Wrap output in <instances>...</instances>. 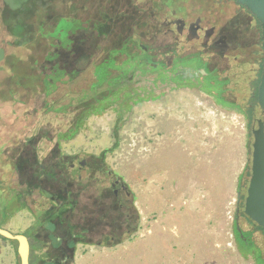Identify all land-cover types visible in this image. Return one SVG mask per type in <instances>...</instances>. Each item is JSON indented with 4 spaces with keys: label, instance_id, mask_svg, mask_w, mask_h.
<instances>
[{
    "label": "rangeland",
    "instance_id": "rangeland-1",
    "mask_svg": "<svg viewBox=\"0 0 264 264\" xmlns=\"http://www.w3.org/2000/svg\"><path fill=\"white\" fill-rule=\"evenodd\" d=\"M121 1L0 0V116L7 131L20 130L23 135L27 126L23 120L16 119L13 113L15 106L10 103V92L14 86L9 79L7 65L15 60L13 55L16 52L25 58L23 62L32 55H42L38 72L44 67L51 69L58 62L59 67L69 74L78 73L74 81L58 91L60 104L77 103V96L89 86V78H93L92 62L100 63L107 57L104 48L110 46L113 38H117L121 49L126 43L124 37L132 39L128 47L124 46L126 52L118 56L119 60L126 59L125 54H134L141 43L150 49L155 60L165 63V55L176 50V42L163 34L167 29L165 18L170 14L161 3L164 0H128L130 4L126 10L122 9ZM29 3V8L24 7ZM159 4L162 5L158 11ZM192 4L201 5L203 2L193 0ZM64 17L81 24L76 31L77 26L71 21L66 41L62 36L67 34L64 29L69 25L64 22ZM139 22L143 25L137 28ZM54 27L62 43L54 38L45 40L41 47L23 49L16 45L18 38L25 34L33 41L38 30L46 29L45 33H48ZM108 32L107 36L105 33ZM65 46H71V50L67 51ZM49 51L59 55L55 63L45 61ZM114 74L121 77V84L131 85L142 97L148 98L135 104L122 119L116 105L101 115L91 116L72 139L62 141L59 153L65 161L64 167L75 164L78 176L82 178V184H78L74 179L77 173L66 176L68 185L71 184L74 193H78L76 198L83 202L78 211L70 214L71 222L85 226L81 221L87 216L82 214L87 208L92 209L89 195L98 192L93 178L98 177L100 187L109 182L107 177L100 175L103 168L104 172L111 174V179H120L134 195L140 216V228L134 238L123 243L114 242L115 245L99 237L94 241L88 237L86 243L73 238L75 229L70 231L64 224L51 219V209L58 200L53 197L54 187L45 185L33 195H21L14 208L8 210L7 218L3 217L2 227L29 237L30 264L32 261L34 264H54L51 261L59 264H254L252 258L239 250L235 220L239 207L245 209L248 185L244 199L240 201L238 184L244 172L245 183L250 181L252 129L258 127L257 121H248L239 112L222 109L194 90L160 83L155 86L154 81L158 77L153 70H136L133 76L126 77L124 73ZM24 88L17 90L22 101L31 103L35 100L38 105L34 107L43 106L45 96L42 92L34 94L29 87ZM242 107L246 111L249 109L247 104ZM256 116L264 120L259 106ZM57 119L56 125L61 126L71 120V116L61 115ZM42 122L44 130L52 131V117L46 116ZM20 144L7 147L5 152L13 155L14 151L22 148ZM55 146V141L41 142L39 156H50ZM200 160L217 162L215 171L219 176L227 167L228 185L225 186L222 178L220 184L219 181L217 183L214 175L211 182L202 183L205 170L195 167ZM84 161L86 165L78 170L79 163ZM185 165L191 166L190 169L184 168ZM211 171L207 170L204 175L209 176ZM49 172L57 174L63 170L52 168ZM25 174L28 177L24 178L26 183L22 181V185L30 181V171ZM188 175L193 182L180 184L179 180L187 179ZM197 179L202 184H195ZM231 184L234 199L226 203L225 194L221 191ZM111 192L106 196H111ZM3 198L5 202L0 201V206L5 203L4 207H7L9 197L5 195ZM245 219L241 213L239 225L244 230L248 229ZM81 230L84 229L79 227L78 232ZM256 234L264 254V232L258 230ZM70 241H77L75 247L65 244ZM17 248V241L0 236V264H21Z\"/></svg>",
    "mask_w": 264,
    "mask_h": 264
},
{
    "label": "trees",
    "instance_id": "trees-1",
    "mask_svg": "<svg viewBox=\"0 0 264 264\" xmlns=\"http://www.w3.org/2000/svg\"><path fill=\"white\" fill-rule=\"evenodd\" d=\"M163 2L161 3L163 4ZM120 4L122 9L126 10V6L129 5L130 2L128 0H122ZM162 4L158 5V11L161 10L160 6ZM29 5H31V3L24 7L29 8ZM168 7L169 6H166L167 9ZM25 13L29 16L31 15L29 12ZM64 20V22H67L69 25L64 29L67 34L65 33L64 36H62L66 41L70 31L69 27L72 25L70 23H72L71 21L73 20L67 19L66 17H64ZM73 22V25L76 24L77 26V31L81 24L76 20ZM142 25L143 24L140 22L136 24L137 28ZM56 27L48 33H45L46 29L38 30L33 41L26 37L27 35L25 34L24 37L18 38L16 45L25 49L34 46L41 47V43L44 44L45 40L54 38L61 42L59 35H57V33L55 34ZM105 34L107 35L109 32ZM108 38H111V36ZM116 39L117 38H113L114 41L112 40L110 46L104 48V53L107 54L105 59L100 61V63L97 61L92 62L94 66L92 72L93 78H89V86L83 88L79 96H77L76 104L73 102H69L68 104L59 103L60 100H58L59 98L57 97L58 91L61 87L67 86L74 81L78 73L72 72L69 74L66 70H62L59 67L60 64L56 62L59 57L56 52L49 51L47 55H45V61L50 63L56 62V65H52L51 69L47 67L41 68V72H38L37 68L41 65L40 57L42 55H32L27 62H23L25 58L20 57L17 52L14 53L13 56L16 57H14L15 60L11 65H7L8 68L6 67L8 69L7 73L9 74V79H11L12 85L14 86V89L10 92V103L15 106L13 113L16 119L23 120L27 123V126L25 127L23 135L20 130L12 132L7 131V126H2L3 124H1L2 118L0 116V201L5 202L3 198L5 195L9 197L6 201L8 206L4 207L5 203H3L2 207L0 206V226L3 225L5 221L4 218H7L6 215L8 210L14 208L15 202L21 195L25 193L33 195L38 188L45 185L48 188L50 186H52V188L54 187L53 191L55 192L54 194L52 192L54 195L52 196L58 200V203L51 209L53 211L51 219L57 220L62 225L64 224L70 231L75 229L73 238H80L83 240V243H86L85 241L88 237L92 238L93 241L98 237L110 241L111 238L108 233H112L116 237V243H123L125 241H131L139 231L140 216L134 204V195L131 194V197H128L125 192H121L122 195L119 197L116 196L113 191L114 179H111V174L107 171L104 172L103 168L100 169V175L107 177L109 181L108 184L100 187L101 182L98 181L99 179H96L98 177L93 178L96 180L95 187L98 189V192L94 195H89L91 203L90 208L92 209L88 210L87 208L86 212L82 214L83 217L87 216L86 220L81 221L85 223V226L73 224L69 216L72 212L78 211L83 202H81L78 197L76 198L78 193H74L71 184L68 185V178L66 176H75L77 169L71 166L64 167L65 161L59 153L62 141L72 139L83 128L87 119L91 116L101 115L107 109L116 105V110L119 112L120 119H122L123 115L131 110L135 104L148 98L147 96L142 97L137 89L132 88L131 85H126L125 83L121 84V77L115 76V72L124 73L125 77L127 75L133 76L134 71L137 70V61L136 59L134 60L132 54H125L127 57L126 59L124 58L125 60H119L120 58L118 57L119 55H123V52H126L124 48L129 46L132 39L124 37L126 41V43L123 44L125 46H123L124 50L118 47L119 44ZM51 46L50 44V47ZM71 46H65L66 50H71ZM19 63L22 66H20ZM24 86L29 87L34 94H38L39 91L44 94L43 106L39 105L38 107H34V105H38V102L35 100L31 103H26L20 99L17 90L21 88L25 89ZM238 109L243 112V109ZM61 115H69L71 116V120L58 126L56 125V120H58L57 118ZM46 116L52 117L54 120L52 131L44 130L45 126H43L42 121L46 120ZM20 134L22 135L21 137ZM53 138H55L54 141L56 146L50 151L51 155L49 156L48 154L46 157L41 158L39 156V145L41 142L43 144L44 141L54 143ZM18 144H20L19 146L22 148L18 151H14L13 155H9L5 152L7 147L16 146ZM47 161H49V163H47ZM79 167H82V165L79 164L78 166V170H81ZM52 168H58L63 170V172H58L57 174L49 172ZM26 171H30V183L28 182L26 185H22L24 178L28 177V175L25 174ZM245 175L244 172L238 184L240 201L244 199L246 184L248 185L244 180ZM74 179L78 184H82V178L78 176V173ZM23 186L27 188H23ZM108 192H111L112 195L106 196ZM238 210L239 212L237 215H239V213L245 214L244 208H241V206ZM79 227L84 230L78 232ZM97 228L102 229L97 231ZM259 229L262 231V228ZM84 231L88 232L90 235H84ZM236 231L238 245L245 249V251H243L244 254L249 256L250 250H246L247 237L240 229L236 228ZM76 243L77 241H75V243L72 242L70 245L75 247ZM113 244L115 245L114 242ZM250 248L252 250H257L258 247L254 244ZM256 256L263 259L262 263H264L261 250H259ZM51 262L59 264L58 262ZM32 263L34 264V261H32Z\"/></svg>",
    "mask_w": 264,
    "mask_h": 264
},
{
    "label": "flooded vegetation",
    "instance_id": "flooded-vegetation-1",
    "mask_svg": "<svg viewBox=\"0 0 264 264\" xmlns=\"http://www.w3.org/2000/svg\"><path fill=\"white\" fill-rule=\"evenodd\" d=\"M177 1L163 2V5L169 6L170 13L165 18L167 29L163 34L175 40L176 50L165 55V63H161L150 55L147 46L139 43L132 54L137 61V70L145 68L156 72L158 79L154 81L155 86L160 83L177 89L194 90L216 106L239 112L246 120L257 121L258 125V120H262L256 116L258 106L260 107L258 88L264 65L260 22L235 0H200L203 2L201 5H193V0ZM182 2L184 3L179 5ZM145 59L149 62L144 63ZM201 69L206 74H202ZM241 98L243 100L239 102ZM246 104L249 106L247 111L242 107ZM238 108L243 109V112ZM261 112L264 114L262 108ZM257 128L253 127L252 133ZM75 166L71 165L72 168ZM113 185L116 196L119 197L124 191L131 197L128 187L120 179L115 178ZM118 186L121 191L117 189ZM244 216L248 229L244 230L240 225L239 228L247 237L246 250H250L249 258L253 259L254 264H264L263 259L256 256L259 250L262 251L256 234L261 227L246 214ZM240 220L239 213L238 224ZM108 235L110 241L116 242L112 233ZM65 244L69 246L72 242ZM251 244H256L257 250H252ZM238 247L244 254L245 249L240 245Z\"/></svg>",
    "mask_w": 264,
    "mask_h": 264
},
{
    "label": "water",
    "instance_id": "water-1",
    "mask_svg": "<svg viewBox=\"0 0 264 264\" xmlns=\"http://www.w3.org/2000/svg\"><path fill=\"white\" fill-rule=\"evenodd\" d=\"M238 4L244 6L261 24L262 39L264 44V0H235ZM144 60V63H148ZM154 66H157L154 64ZM202 74H206L201 69ZM258 102L264 111V65L263 72L258 88ZM254 141L252 144V164L251 176L245 198L244 213L255 221L264 230V121L258 120V128L253 130ZM85 161L81 163L84 165ZM126 188V187H125ZM239 212V210H238ZM239 228V224H236ZM0 236L17 241V253L20 257L21 264H30L31 244L25 234L13 233L0 226Z\"/></svg>",
    "mask_w": 264,
    "mask_h": 264
},
{
    "label": "crops",
    "instance_id": "crops-1",
    "mask_svg": "<svg viewBox=\"0 0 264 264\" xmlns=\"http://www.w3.org/2000/svg\"><path fill=\"white\" fill-rule=\"evenodd\" d=\"M217 166H218V163L217 162H215V161H211V162H206L205 160H200L199 162H198V164L197 165H195V167L197 168V169H202V170H205L203 173L205 174V173H207V170H212L211 171V173L212 174H209V176H206V175H204L203 174V178L205 179V181H203V178L202 177H200V179H201V182L202 183H207L208 181L207 180H209V182H211L212 181V179H213V175H214V180L216 179V182L218 183V181H219V184H220V182H221V178H222V180H223V182H224V184H225V186L226 185H228V181L226 180V177L228 176H225V174L228 172L227 171V167H226V171L223 173L222 172V175L221 176H219V172H216L215 170H216V168H217ZM190 167L191 166H186L185 165V167L184 168H187V169H190ZM192 169H194V168H192ZM215 172V173H214ZM197 176V175H196ZM195 176V177H196ZM197 178V177H196ZM188 181H190L189 183H188ZM179 182H180V184H182V185H186L187 183L188 184H190V183H192L193 181L191 180V176L190 175H188V177H187V179H186V177H183V179L182 180H179ZM196 183L195 184H197V185H199L201 182L199 181L198 182V179H197V181H195ZM201 183V184H202ZM222 193H224L225 194V198H224V200H225V202L227 203L228 202V200H233L234 199V196H233V194H234V190H233V185L231 184V186L230 187H226V188H223L222 189V191H221ZM198 198V197H197ZM209 199H211V197L209 198ZM200 200V199H199ZM183 205H189V204H187V203H182ZM190 206V205H189ZM245 255V254H244ZM246 256V255H245Z\"/></svg>",
    "mask_w": 264,
    "mask_h": 264
}]
</instances>
